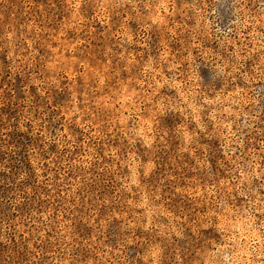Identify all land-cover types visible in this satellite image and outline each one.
Segmentation results:
<instances>
[{
    "label": "rangeland",
    "instance_id": "374dc122",
    "mask_svg": "<svg viewBox=\"0 0 264 264\" xmlns=\"http://www.w3.org/2000/svg\"><path fill=\"white\" fill-rule=\"evenodd\" d=\"M0 264H264V0H0Z\"/></svg>",
    "mask_w": 264,
    "mask_h": 264
}]
</instances>
